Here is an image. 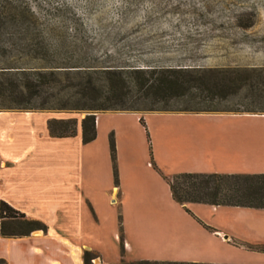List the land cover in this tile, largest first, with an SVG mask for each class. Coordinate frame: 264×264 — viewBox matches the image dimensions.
I'll return each instance as SVG.
<instances>
[{"label":"crops","instance_id":"obj_1","mask_svg":"<svg viewBox=\"0 0 264 264\" xmlns=\"http://www.w3.org/2000/svg\"><path fill=\"white\" fill-rule=\"evenodd\" d=\"M109 20L104 22L97 17L83 23L77 21L81 25L78 47L82 56L90 57L89 63L83 62V66L143 70L257 67L250 64L255 54L249 49L248 34L253 27L247 22L217 16L152 15ZM119 55L124 56V60L117 63L100 60ZM105 112L134 111L97 112L96 136L91 142L83 143L80 124L74 136L53 137L48 132L47 121L76 118L80 122L86 112L75 117L69 115L73 111H0V119L4 121L0 122V200L46 226L45 231L35 230L23 237L0 235V264H83V252H95L92 245L81 244L80 238L82 231L89 227V212L96 205L95 199L100 200L106 190V182L99 177L104 154L101 161L96 148L99 114ZM191 113L234 118L264 115L228 111ZM139 118H136L138 122ZM38 123L41 126H34ZM20 138L25 140L21 145L17 142ZM209 140L212 146L198 165L182 166L189 168L179 170L164 165V169L180 173H264V160L260 162L254 154L253 158L250 155V150H256L258 144L248 132L230 130ZM156 170L160 172L157 167ZM120 188L118 183L111 185L110 194L122 195L123 188ZM168 192L170 194L169 188ZM109 201L114 203L116 199ZM185 206L202 222L203 225L189 221L196 237L204 244L199 239L195 242L186 239L185 243L190 245H185L187 251L180 259L212 261L209 260L210 248L215 246L228 251L236 243L264 245V209L204 203ZM97 254L99 261L107 263ZM236 262L264 264V257L246 255L244 261Z\"/></svg>","mask_w":264,"mask_h":264},{"label":"rangeland","instance_id":"obj_2","mask_svg":"<svg viewBox=\"0 0 264 264\" xmlns=\"http://www.w3.org/2000/svg\"><path fill=\"white\" fill-rule=\"evenodd\" d=\"M7 1L11 5L27 9L34 19L53 23H83L97 17L109 22L111 18L139 15L233 18L235 21L247 22L253 27L248 34L251 42L249 49L255 54L251 56L250 64L264 67V0ZM100 60L112 64L123 61L124 56H105ZM228 100H218L215 103L221 108H232L236 105L234 103L238 102L237 99ZM82 113L73 111L69 115L80 117ZM137 116L142 118L145 126L136 120ZM99 117L96 148L101 161V154H104V164L100 168L99 177L106 182V190L100 200L95 199L96 208L93 206V210L91 208L89 212V227L82 231L80 243L92 245L94 253H99L107 263L99 261L97 257L92 259L91 263L115 264L121 261L142 260L190 262L180 257L187 251L185 245H190L185 243L186 239L193 242L199 239L191 226V222L195 221L171 198L166 182L160 175L162 173L169 177L180 172L165 170L163 166H173L179 170L189 168L182 166L198 165L202 155L212 146L209 139L230 130L238 133L248 132L258 144L256 150H250L251 157L253 158L254 154L256 160L263 161L264 115L234 118L210 113L151 111L105 112L99 114ZM0 122L4 121L0 119ZM34 126H41V123ZM24 141L21 138L17 140L19 145ZM111 145L114 146V153L111 151ZM151 161L160 172L151 166ZM256 173L262 172L244 174ZM115 183L121 186L120 189L123 188L120 196L116 192L110 194V186ZM111 198L116 199V202L111 203ZM199 241L203 243L200 239ZM121 242L124 243V248L121 247ZM228 249L222 251L218 246L210 248L209 260L212 261L202 263L246 264L236 261H244L246 255L264 257L263 253L249 252L239 243Z\"/></svg>","mask_w":264,"mask_h":264},{"label":"trees","instance_id":"obj_3","mask_svg":"<svg viewBox=\"0 0 264 264\" xmlns=\"http://www.w3.org/2000/svg\"><path fill=\"white\" fill-rule=\"evenodd\" d=\"M69 23L34 19L27 9L0 0V111L86 112L80 122L76 118L47 121L53 137L74 136L80 124L83 143L96 136L97 112L264 113V67L143 70L83 66L90 57L82 56L78 47L81 25ZM230 98L238 100L235 107L221 108L215 103ZM139 122L145 126L142 118ZM111 151L114 153L113 145ZM162 177L171 198L199 224L202 222L185 204L264 209V173ZM35 230L45 231L46 226L0 200L1 236L23 237ZM240 245L264 253V245ZM96 257L85 250L83 264H92ZM115 264L215 263L142 260Z\"/></svg>","mask_w":264,"mask_h":264}]
</instances>
